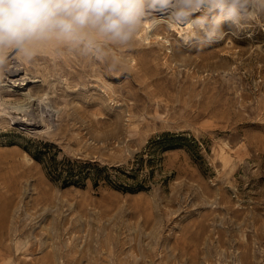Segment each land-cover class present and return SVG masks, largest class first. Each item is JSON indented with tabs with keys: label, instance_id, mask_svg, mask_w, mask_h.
<instances>
[{
	"label": "rangeland",
	"instance_id": "1",
	"mask_svg": "<svg viewBox=\"0 0 264 264\" xmlns=\"http://www.w3.org/2000/svg\"><path fill=\"white\" fill-rule=\"evenodd\" d=\"M165 40L137 34L117 49V72L79 55L10 54L0 249L12 251L0 264H264V21L211 45L184 28ZM50 159L127 174L65 186Z\"/></svg>",
	"mask_w": 264,
	"mask_h": 264
},
{
	"label": "clouds",
	"instance_id": "2",
	"mask_svg": "<svg viewBox=\"0 0 264 264\" xmlns=\"http://www.w3.org/2000/svg\"><path fill=\"white\" fill-rule=\"evenodd\" d=\"M182 26L185 39L211 45L264 21V0H0V69L12 59L79 55L125 68L117 49L130 47L147 18Z\"/></svg>",
	"mask_w": 264,
	"mask_h": 264
},
{
	"label": "trees",
	"instance_id": "3",
	"mask_svg": "<svg viewBox=\"0 0 264 264\" xmlns=\"http://www.w3.org/2000/svg\"><path fill=\"white\" fill-rule=\"evenodd\" d=\"M172 132H165L164 135H172ZM168 148L174 147V144H166ZM43 152H38L35 156L36 159H43ZM50 169V173L56 178L63 179V185L69 186L71 184L83 183L85 179L90 178L93 184L98 186L101 182H114L121 180V174L116 173L113 175L111 170H118L123 172L120 168L102 166L97 161L90 160H63L61 162H56L51 160L47 162ZM127 174V173H124ZM133 189V188H132Z\"/></svg>",
	"mask_w": 264,
	"mask_h": 264
},
{
	"label": "bare ground",
	"instance_id": "4",
	"mask_svg": "<svg viewBox=\"0 0 264 264\" xmlns=\"http://www.w3.org/2000/svg\"><path fill=\"white\" fill-rule=\"evenodd\" d=\"M145 22H146V25H145V27L144 28H142L141 30H140V32L138 33V35L140 36V37H144V39H147V40H149V41H147L148 43H150V44H152V42L156 39V40H158V42H160V41H163V39H168L169 38V34H170V31L172 30V31H174V30H176V31H180L181 32V29L183 30V27H179V26H176V25H169L168 23H166L165 21H163V20H160L158 23H156V22H154V20H153V18H151V17H149V18H147L146 20H145ZM175 33V32H174ZM145 34V35H144ZM152 38H154V40L152 39ZM153 40V41H152ZM160 40V41H159ZM165 40V41H166ZM170 40H168V42H169ZM164 42V41H163ZM163 42H161V43H163ZM163 45V44H162ZM169 45V44H168ZM173 44H172V42H171V45L170 46H172ZM153 46V45H152ZM166 46V45H165ZM169 46V47H170ZM181 47H182V45H181ZM197 47V46H196ZM172 48H173V50H169L168 48H167V50H168V52H174L172 55H174V54H176L177 53V47L176 46H172ZM171 48V49H172ZM180 48V47H179ZM150 49V51L151 50H153V49H155V48H153L152 47V49L151 48H149ZM160 49V48H159ZM183 50H184V48H182ZM181 49V50H182ZM181 50H180V52H181ZM182 50V51H183ZM149 50H147V52H148ZM149 51V52H150ZM156 51H157V49H156ZM155 51V52H156ZM161 51V50H160ZM148 52V53H149ZM161 53V52H160ZM160 53L158 52V53H156L158 56L160 55ZM151 54H153V53H151ZM156 54H154L155 56H156ZM180 54V53H179ZM168 54H166V56H167ZM192 55V54H191ZM161 56V55H160ZM168 56H170V58L172 57L171 55H168ZM179 56V55H178ZM178 56H177V58H178ZM174 57V56H173ZM156 58H157V56H156ZM155 58V59H156ZM170 58H169V61H170ZM186 58H188L189 59V57H186ZM197 58H199V59H201L202 57H200V55H199V57H197ZM205 59H206V57H204ZM172 59V58H171ZM174 59H176V57L174 58ZM173 59V60H174ZM184 59V58H183ZM187 59V60H188ZM191 59V58H190ZM192 59H194V57L192 58ZM172 60V61H173ZM202 60V59H201ZM204 60V59H203ZM202 60V61H203ZM167 61V64H168V60H166ZM180 61V60H179ZM201 62V61H200ZM132 63V62H131ZM166 63V62H165ZM164 64V63H163ZM172 64V63H171ZM104 65V64H103ZM199 73V72H198ZM26 79V78H25ZM110 94V93H109ZM101 104V103H100ZM37 201H39V200H37ZM40 203V202H39ZM45 203V202H44ZM5 213V212H4ZM2 217H1V220H0V228H3L4 226H8L9 224H7V225H5L6 224V222L8 223V221H7V217L6 216H4L3 214L1 215ZM8 218H10V217H8ZM10 220V219H9ZM10 222V221H9ZM9 229V228H8ZM129 230V229H128ZM166 232V231H165ZM9 233V232H8ZM10 235V234H9ZM137 235V234H136ZM141 235V234H140ZM5 247V246H4ZM7 249H5V248H3V249H0V255H2L3 253H6L7 251H9V250H11V249H8V247H6ZM10 248V247H9ZM149 249V248H148ZM91 250V249H90ZM89 250V251H90ZM160 250V249H159ZM12 251V250H11ZM14 251V250H13ZM13 253V252H12ZM52 253V252H51ZM74 253V252H73ZM7 254H8V252H7ZM11 254V253H10ZM88 256V255H87ZM89 257V256H88ZM184 257V256H183ZM63 262V261H62Z\"/></svg>",
	"mask_w": 264,
	"mask_h": 264
}]
</instances>
